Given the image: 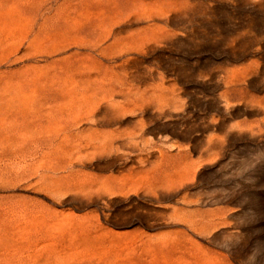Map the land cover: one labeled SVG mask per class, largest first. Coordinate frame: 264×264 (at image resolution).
I'll return each instance as SVG.
<instances>
[{"label":"rangeland","instance_id":"374dc122","mask_svg":"<svg viewBox=\"0 0 264 264\" xmlns=\"http://www.w3.org/2000/svg\"><path fill=\"white\" fill-rule=\"evenodd\" d=\"M0 264H264V0H0Z\"/></svg>","mask_w":264,"mask_h":264}]
</instances>
